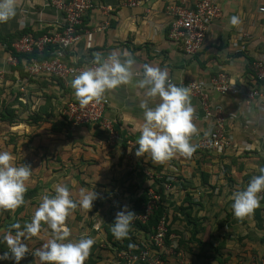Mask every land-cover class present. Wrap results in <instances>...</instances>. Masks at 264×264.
<instances>
[{"label":"crops","instance_id":"crops-1","mask_svg":"<svg viewBox=\"0 0 264 264\" xmlns=\"http://www.w3.org/2000/svg\"><path fill=\"white\" fill-rule=\"evenodd\" d=\"M192 1L141 0L137 7L131 8L124 5V0H95L94 8L83 24L84 31L93 34L92 48H86L83 38L75 47L73 55L85 62L92 60L94 53L107 56L113 50L118 54L127 52L135 60L134 72H142L145 63L167 68L169 77L177 85H185L195 80H208L220 72L235 82L246 80L249 63L256 59L264 60V13L259 11V8L264 6V0H215L221 6L222 15L209 29L202 51L190 57L185 54L180 44L169 38V30L174 17L173 10ZM233 15L238 16L240 20L236 26L228 23ZM60 22L61 14L50 5L49 0H16L15 15L7 22L0 23V38L15 39L24 30L43 35V31L47 32ZM8 54L0 39V71L4 72L3 76H0V150L11 152L16 165H30L31 176L26 182L27 191L23 204L14 210L0 209V236L12 223L19 222L23 227L24 222H30L41 202L37 199V194L48 195L52 183L59 181L64 184V181H68L69 167L76 163L75 160H69V139L73 133L69 127L59 128L62 122L67 123L62 115L64 103L75 99L74 90L70 86L72 78L61 80L40 77L26 80V74L21 67H13L7 63ZM124 58L121 55V59ZM138 78L139 76L134 79ZM104 95L110 101L106 117L113 123L119 138L112 139L105 131L99 134L95 128L86 126L76 129L78 133L75 134L83 135L84 139L92 137L95 141L91 146L99 155L93 165L96 173L92 175L94 181L102 179L103 183H115L120 179L115 171V168L121 165L118 157L121 154L135 153L136 146L133 145L143 123V110L139 107L143 97L142 90L134 88L131 84L121 85ZM210 97L212 104L222 108L228 118H232V132L242 151L231 154L237 158L236 162L232 160L231 164L230 160L224 161L213 170V174H216L221 168L230 169L232 186L228 184V187H224L223 194L210 190L192 191L189 194L192 196V203H189L184 201L185 193L182 190L174 186L172 191L163 190L164 203L168 207L167 214L173 230L172 245L176 246L178 259H185V264H257L259 260L264 259V192L258 194L259 206L243 218L233 215L231 205L232 193L242 190L251 177L259 174L262 164L255 158L262 157L264 161V112L257 106L248 107L240 100L222 96L214 91L210 92ZM191 103L195 112L202 117L199 100L191 95ZM6 116L8 118H5ZM34 117L39 120L33 121ZM246 121H251L252 124L249 131H245L243 127ZM199 124L206 125L204 121ZM105 135L108 138H105ZM79 139L81 140V137ZM123 141H126L125 148ZM190 143L194 144L193 140H190ZM73 146L74 153L78 149L85 152L81 143ZM196 152L199 151L196 149L194 156L197 155ZM246 152L252 154L251 161L242 156ZM101 153L104 158L100 156ZM173 157L175 160H172V166L180 168L185 165V161L178 155ZM73 170L72 168V180H80V176H75ZM101 172L104 173L102 176ZM53 173H56L57 177H54ZM174 177L179 180L178 175ZM174 177L172 179L168 175L162 180L174 183ZM215 177L217 178L209 177V185H212ZM197 178L193 177L194 181H197ZM203 181L205 184L207 179ZM47 182L49 187H45L41 192L42 184L46 185ZM71 185L72 187L68 185L69 191L74 193L73 183ZM98 194V200L101 199L99 205L102 206L97 207V204L93 203L90 210L80 208V216L75 220L71 212L69 213L64 222L70 233L66 239L75 241L82 236L94 239L84 264H127L120 258L121 252L118 253L116 248L106 241V226L108 223L112 224L116 212L123 204L118 201L116 204L112 202L111 205L108 202L111 195L115 198L112 192L107 195L100 192ZM132 199L131 197V202ZM105 209L109 212L102 215ZM3 213L5 216H2ZM98 215L102 217L99 218ZM88 216L96 220L93 225L85 224ZM191 217L197 218L195 220ZM12 231L14 233L15 230ZM50 238L51 230L45 222H41L38 234L24 240L28 253L19 264H40L39 258L34 257L32 253ZM2 242L0 240V244ZM5 246L7 247L6 243ZM5 251L0 247V254ZM170 261V264H179L174 257H171ZM0 264H13V261L0 260Z\"/></svg>","mask_w":264,"mask_h":264},{"label":"clouds","instance_id":"clouds-1","mask_svg":"<svg viewBox=\"0 0 264 264\" xmlns=\"http://www.w3.org/2000/svg\"><path fill=\"white\" fill-rule=\"evenodd\" d=\"M16 0H0V23L7 22L15 15ZM228 23L236 26L238 16H231ZM121 55L125 58L121 59ZM134 58L130 53L118 54L113 50L107 56L94 53V67L75 74L70 82L74 96L81 108L90 102H99L103 95L121 85L131 84L142 90L139 107L143 110V123L135 147L137 157L150 155L154 162H163L175 154L191 156L196 145L190 137L198 130L193 123L195 109L191 103V90L188 86L177 85L169 79L167 68L145 63L142 72H134ZM139 76L138 79H134ZM154 102V103H153ZM207 135V133H205ZM131 147L129 151H131ZM11 152L0 150V209L14 210L24 202L27 191L26 182L31 176L28 164L16 165ZM264 192V167L254 175L242 190L232 193V211L237 218L251 214L259 206V193ZM99 194L93 190L81 189L79 199L73 200L67 185L57 184L53 195H44L30 222L21 227L19 222L12 223L0 236L7 245V251L0 254V260H12L19 264L28 253L24 240L38 234L41 222L51 230V238L32 255L38 257L40 264H84L94 244L90 236L78 240L66 239L69 229L64 222L70 211L77 208L90 210ZM135 213L127 205L116 212L111 233L119 240L128 236ZM12 230H15L14 233Z\"/></svg>","mask_w":264,"mask_h":264},{"label":"built area","instance_id":"built-area-1","mask_svg":"<svg viewBox=\"0 0 264 264\" xmlns=\"http://www.w3.org/2000/svg\"><path fill=\"white\" fill-rule=\"evenodd\" d=\"M141 0H124V5L134 8ZM49 3L61 14V22L49 29L40 37L31 34L16 40L12 47L16 54H30L37 50L43 54L48 46H53L49 58L40 60L22 58L9 52L7 63L13 67H21L26 74L25 79L50 77L61 80L73 78L75 74L89 67H94L92 60L81 61L73 55L75 47L85 38L87 49L92 48L93 34L84 31L83 24L86 14L93 10L95 0H49ZM264 13V6L259 8ZM222 15L221 6L215 0H193L186 6L173 10V21L170 25L169 38L180 44L187 56L193 57L202 51L206 35L214 21ZM4 72L0 71V76ZM249 77V78H248ZM172 83L174 81L169 77ZM184 86L191 90L190 94L199 100L203 116L194 112L193 123L197 128L190 140L201 153L216 155H231L242 151L232 132V118L219 106L212 104L210 92L214 91L222 96H229L244 102L248 107L264 108V60L256 59L249 63L246 80L235 82L224 73H218L208 80L189 81ZM110 101L103 95L99 102L93 101L81 108L77 99H70L64 103L62 115L72 127L95 125L110 134L111 138H118L114 126L106 117ZM264 111V110H262ZM204 121L206 125L199 123ZM251 121L243 125L245 131L251 128ZM207 133V135L205 134ZM152 206L148 204L145 212L136 220L145 223L151 213ZM135 221V220H134ZM133 221V222H134ZM168 229L165 219H162L156 231L149 236L138 233L134 249L124 250L120 258L127 264H170L169 259L176 255V246L165 242ZM172 237V236H171ZM170 237V238H171ZM185 264V260H178ZM257 264H264V259Z\"/></svg>","mask_w":264,"mask_h":264},{"label":"rangeland","instance_id":"rangeland-1","mask_svg":"<svg viewBox=\"0 0 264 264\" xmlns=\"http://www.w3.org/2000/svg\"><path fill=\"white\" fill-rule=\"evenodd\" d=\"M262 110H264V108ZM68 127L70 128V132L73 133L71 135V138L69 139L70 140V143H69V152H70L69 160L71 162L75 160L76 163L70 165L69 171H70V178L71 179L69 178L68 181H64L65 183L63 185L66 184L67 186L70 185L72 187L71 184L73 183L74 193L70 192L71 198L73 200L78 201L79 192L81 189H84L85 191L93 190L97 193L100 192V193L106 194V195L109 192H112V194L115 196V198L112 197V195H111V199L108 201V202H110L111 205L113 204L112 202H114L116 204L119 201V204L127 205L128 208L130 209L131 205H132L130 198L132 197L134 199L135 195H133V194L140 192V190L142 189V185H141L142 181H143V179H147V178L157 180V181H161V184L159 183L160 186H157L156 185L157 182H156L153 186L146 188L149 190V195H150L149 205H151V206L153 204H155L156 201L160 200V196L162 195L163 190L164 191L171 190L172 186L176 187V189L182 190L185 193L184 195L186 196V198L184 196V201L187 202L188 200H191V198H192V196L189 195L192 191L196 192V190H198V191L210 190L212 192L216 191V193H218V194H220V193L223 194L224 187H228L227 186L228 184H230V185L232 184L231 183L232 178L230 177V169L228 167H224L225 169L221 168L218 171L219 173H216V174H213V170L215 169L216 166L218 167L220 163L223 164L224 161L230 160V163L232 164V160H234L236 162L237 158H235L234 156H231V155H216V154L201 153V152H196L195 153V154H197L196 156H194V154H192L191 156H184V155L177 153L176 155H178V157H180L181 159H183L185 161V165H181L180 168H178L176 166H172L171 162H172V160H175L174 157H171V158H169L163 162L158 163V162H154L151 159L150 155L144 154V156L140 157V159H139V160H141V162H140L137 159L138 157L135 154H133V155L121 154L118 157V162L119 163L121 162V165H119L115 168L116 175L120 176L119 177L120 179L117 180V182H115V183L114 182L113 183L112 182L103 183L104 181L102 179H101V181H98V179L96 181H94L92 175L96 174V173L94 171L93 165L95 164L94 162H96V159H97L96 156L99 155L96 153V150L93 151V148L91 146L94 144L95 141L93 139H91L92 137L88 136L84 139L83 135L80 136L78 134H75L77 132V131H75L76 129H78V128L82 129L84 126H77V127L68 126ZM114 131H115V133H117V131L115 129H114ZM108 135L110 136V134H108ZM80 137H81V140L79 139ZM118 138H114V139L117 140ZM83 140H86V142H84ZM3 141H5V140H3ZM78 142L81 143L82 148H84L85 152H82L78 149L74 153L73 149H75V148H73L74 147L73 145L77 144ZM109 145H111V143ZM235 154H236V152H235ZM100 156L104 158L103 154ZM242 156H244L246 159H248L250 161L252 159V154H248V152H246ZM186 159H188V160H186ZM255 159H257V162H260V163L263 160L262 157H260V158L257 157ZM189 160H192V161L197 160V162L193 163L192 161L190 162ZM113 165H112V167H113ZM222 166H224V165H222ZM71 167L75 170V172L73 170L75 176H77V175L80 176V178H81L80 180H78V179L76 181L72 180V179H74V177L72 176V171H71L72 168ZM53 168H54L53 171L56 172L55 167H53ZM57 170H59V168ZM93 171H94V173H92ZM103 174L104 173L101 172V176ZM82 175H83V177H82ZM168 175L172 179L175 175H178L179 180H177L178 177L177 178L174 177V178H176L173 181L174 183H172V181H166V180L163 181L162 178H164V177L167 178ZM145 176H146V178H145ZM210 176H212V177L217 176V178L215 177L212 180V183H211L212 185H209L208 179ZM54 177H57L56 173L54 174ZM193 177H195V178L198 177L200 182H198V178H197V181H194ZM205 178L207 179V181L204 184L203 180H205ZM181 179H184V180L182 181ZM162 182H165V183H162ZM57 184H60V182L58 181L57 183H52V188H50L48 190L49 191L48 195L54 194V187ZM49 185H50L49 182H47L46 185H45V183H43L42 188H40V190H42L41 192H43V189L45 187L48 188ZM211 186H212V188H211ZM42 194L43 193L37 194V199L42 200V198H41ZM100 200H98V198H97L96 200L93 201V203L97 204V207L98 206L100 207V206H102V205H99ZM106 200H108V199H106ZM170 200H172V198H170ZM120 201L122 203H120ZM80 208L81 207L77 206V208L70 211L72 214L73 220L79 218L78 216H80V213H79L81 210ZM107 212H109V210L105 209L103 211L102 215L107 213ZM102 215H98V217L100 218V217H102ZM2 216H5L4 213L2 214ZM196 218L197 217L192 218V219L196 220ZM80 219H82V218H80ZM95 221L96 220H94L93 217L88 216L86 221H85V224L93 225L95 223ZM108 224H110V223H108ZM171 243H172V241H171ZM177 251H179V249H177ZM173 257L176 260H185L181 257H179V259H178V256H176V255H174ZM168 262H171V261H168Z\"/></svg>","mask_w":264,"mask_h":264},{"label":"trees","instance_id":"trees-1","mask_svg":"<svg viewBox=\"0 0 264 264\" xmlns=\"http://www.w3.org/2000/svg\"><path fill=\"white\" fill-rule=\"evenodd\" d=\"M88 14H89V12L86 14L84 21H86V17L88 16ZM29 32H30L29 30H24L22 33H20L18 38H15V39L9 38V37H5V38L1 37L0 39L5 44L6 51L13 53L15 56H17V58L19 60H21L22 58L31 59L33 57L39 58L40 60L49 58L51 51L54 50L53 46H48L46 48V50L43 52V54L38 53L37 50L33 51L30 54H16L15 53V51L12 47V44L16 40H18V39H20L23 36L28 35V34H31L36 38L42 36L40 34H38L39 35L38 36L36 34L29 33ZM43 32L47 33L48 30H47V32H46V30ZM5 118H8V117L6 116ZM33 119H34L33 121H36V122L39 120V118H36V117H34ZM68 126H71V124L69 122H67L65 124H64V122H62V124H60L59 128H62V127L68 128ZM84 126H86L88 128H95L96 132L99 134L103 133L105 131L101 128L100 123H97L95 125L87 124ZM97 133H96V135H99ZM102 136L103 135H101V137ZM105 138H108V136L105 135ZM125 140H127V139H125ZM123 146H124V148L126 147V141H123ZM262 162H261V164H262L261 167H264V161L262 160ZM145 178H146V176H145ZM155 183L157 186H160L159 183L161 184V181L148 179V178L143 179L141 185H142V189L144 188L145 190L141 189L140 192L133 194L135 196H134V199L132 201V205H131L130 210H132L136 215L134 217L135 221L131 222V227H130V230H129L127 237L117 240L110 231L112 224H109L108 226H106V233H107L106 241L112 247L116 248L118 253L123 252L124 250H129V249L133 250L135 245H136V238H137L138 233L142 232L145 236H149L150 234H152L156 231V228L158 227V225L160 224L162 219H165V223H166V226L168 229L165 242L167 245H171L172 240L170 237H171V234L173 233V230H171V222H169L170 218H168V214H167L168 213V207L164 203L163 194L160 196V200L156 201L155 204L152 205L151 213L148 217V220L145 223H142L141 221L136 220L137 216L142 215L145 212L146 207L148 206V204L150 202L149 190L146 188L153 186ZM188 202L192 203V198H191V200H188ZM182 243H183V240H181V244ZM0 247L3 249V251L7 250V247L5 246L4 242H2L0 244Z\"/></svg>","mask_w":264,"mask_h":264}]
</instances>
